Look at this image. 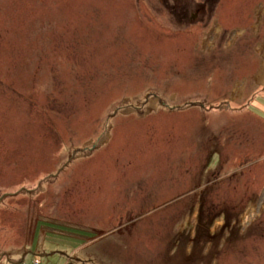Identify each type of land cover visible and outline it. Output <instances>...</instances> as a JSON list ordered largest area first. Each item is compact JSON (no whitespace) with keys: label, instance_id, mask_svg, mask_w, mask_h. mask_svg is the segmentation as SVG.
<instances>
[{"label":"rangeland","instance_id":"rangeland-1","mask_svg":"<svg viewBox=\"0 0 264 264\" xmlns=\"http://www.w3.org/2000/svg\"><path fill=\"white\" fill-rule=\"evenodd\" d=\"M261 86L264 0H0V264H264Z\"/></svg>","mask_w":264,"mask_h":264},{"label":"crops","instance_id":"crops-1","mask_svg":"<svg viewBox=\"0 0 264 264\" xmlns=\"http://www.w3.org/2000/svg\"><path fill=\"white\" fill-rule=\"evenodd\" d=\"M257 95H258V96H260V95H261V96H264V86H261V88H259V90H258V92H257ZM258 96H257V97H258ZM257 97H256V98H257ZM253 102H254V101H253ZM253 102L251 101L250 103H253Z\"/></svg>","mask_w":264,"mask_h":264},{"label":"built area","instance_id":"built-area-1","mask_svg":"<svg viewBox=\"0 0 264 264\" xmlns=\"http://www.w3.org/2000/svg\"><path fill=\"white\" fill-rule=\"evenodd\" d=\"M34 264H40V261L37 259L35 260Z\"/></svg>","mask_w":264,"mask_h":264}]
</instances>
